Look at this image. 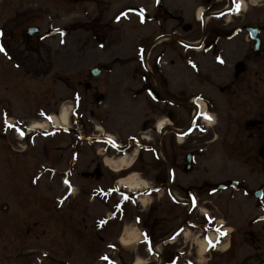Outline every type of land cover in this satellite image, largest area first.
<instances>
[{
  "label": "rangeland",
  "instance_id": "rangeland-1",
  "mask_svg": "<svg viewBox=\"0 0 264 264\" xmlns=\"http://www.w3.org/2000/svg\"><path fill=\"white\" fill-rule=\"evenodd\" d=\"M114 2L111 1L110 5ZM140 2L142 4L145 0ZM100 4V0H0V33L6 34L4 38L0 37L1 51L5 53L0 52V264H99L103 260L102 255L107 258L106 263L109 260L117 261V257L125 260L133 257L130 251L113 253L114 246L107 250L105 244L96 240V234H92L95 230L92 224L94 226L96 220L92 214L98 213L100 209L97 205V210L92 212L96 206L88 201L93 183L79 179L72 195H68L69 206H66L67 202L65 207L62 206L57 199L66 196V187L61 183L62 176L53 175V171L49 169H56L58 172L63 168L64 161L59 157L50 163V160L40 158L38 153L44 146L78 145V155L88 156L89 160L95 158L97 161L101 157L115 155L108 147L109 143L103 145L104 142L98 143L96 137L88 136L89 133H95L93 125H100L97 119L101 120L107 131H111L112 135H117L122 141H126L130 134L137 137L145 134L138 132L145 127L144 118L149 101L147 95L140 96V99L134 95L131 87L141 85L142 79L140 76L137 83L133 84L129 68L141 65L140 58L133 57V54L136 50L143 49L141 44L148 32V22L142 25L143 29L129 30L122 34L117 45L115 34L118 24L114 23L108 29L102 26V19L95 17ZM108 14L110 17L114 16L111 9ZM32 22L43 25L42 34L51 25L70 31L66 36L55 35L44 41L43 37L34 36L27 42L23 40L18 46L20 34L16 31ZM3 40H7L5 46ZM30 48L40 49V52L32 54L33 58H26L23 53ZM130 50L132 53H129ZM8 57L11 58L8 60ZM133 58L136 60L133 61ZM94 67L101 68L102 73L92 79L89 71ZM67 78L70 79V84H67ZM87 78L96 87V92H86L83 85L77 83ZM191 88L200 99L216 100L210 109L213 120H200L192 125L189 131L191 136H185L184 155L186 157L188 152L193 153L194 163L189 173L182 174L180 184L173 186V190L182 196L193 193L198 200V207L194 211L189 209L192 213L188 216L187 208L174 204L165 193L161 200L152 198L155 200V211L157 210V214L153 213V216L155 220H168L162 232L177 226L183 215L188 219L182 226L190 228L194 234L204 224H208L207 228L212 230L216 222L223 221L224 227L233 230V250L235 258L240 261L245 252L241 232L243 222L247 217L250 221V217L258 211L260 214L264 213V197L257 200L253 193L255 189L264 188V167L254 166L253 161L248 162L240 149H230L231 139L228 140L226 134L223 94L219 96L212 88L200 89L196 84ZM188 89L190 88L186 87L189 94L191 90ZM94 93L104 95L100 105L95 103L92 96ZM78 95L79 103L76 102ZM131 104H135L133 117L130 115ZM63 106H71L73 109L77 107L76 118L72 120V126L76 129L73 130L83 129L87 132L86 139L76 138L75 131L71 133L65 130H58L53 137L48 138L39 133L26 136V126L33 122L32 119L49 110L58 115ZM189 107H185L184 127H189L191 123L188 121ZM3 112L11 117L9 122L15 125L13 129L8 127L7 132L3 128ZM46 129L54 130V126L49 125ZM177 144L179 145L178 142ZM135 148L139 149L138 146ZM25 149L26 155L20 157ZM222 154L225 165L216 167ZM149 158L152 159L150 153L142 145L136 169H143L144 176H148V164L152 161ZM262 163L264 166V160ZM76 169L82 172L86 165L83 167L78 161ZM116 178L118 176L115 175L112 180L106 174L103 183L106 186L113 185ZM232 180H236L238 184L228 189H217L218 183ZM154 194L156 195L155 191ZM85 203L91 207L88 209L91 210L89 215L92 222L87 218L86 205H83ZM4 205L6 208L3 210ZM260 205L262 208L257 209ZM136 206L126 204V216L137 209ZM203 210L216 222L211 225L203 217ZM103 211L99 212L102 214ZM35 222L38 226L34 225ZM87 224H90L87 229L92 235L85 230ZM133 225L134 223L129 225L126 222V227L136 230ZM135 234L136 242L144 236L142 230H136ZM124 236V230L120 228L111 241L117 244ZM228 240V237L222 238L221 248L227 245ZM84 247L90 254L95 250L92 257L94 260L84 253ZM134 248L137 249L136 246ZM213 252L212 264H228L224 254Z\"/></svg>",
  "mask_w": 264,
  "mask_h": 264
},
{
  "label": "flooded vegetation",
  "instance_id": "flooded-vegetation-1",
  "mask_svg": "<svg viewBox=\"0 0 264 264\" xmlns=\"http://www.w3.org/2000/svg\"><path fill=\"white\" fill-rule=\"evenodd\" d=\"M111 1L115 2L110 5ZM133 1L101 0L95 17L102 19V26L108 29L116 22L120 27L127 24L132 29H138L148 22V32L141 44L143 49L133 54L134 57L143 58L142 65H133L130 72L133 84L140 76L142 79L141 85L131 87L134 95L138 98L147 95L149 101L145 127L138 133L148 134L143 135L147 137L143 145L152 157L148 164L150 182L154 186L173 187L183 180L185 145H178L177 138L179 134H184L186 106H190V126L195 123L192 118L195 94L191 88L194 84L200 89H215L219 96L223 94L226 134L231 139L229 147L240 149L248 162L253 161L254 166L264 167L259 156L264 151V0H258L260 3L245 0L247 10L243 17L236 19L218 17L217 14L228 10L231 12L237 0H145L142 4L141 0ZM201 6L202 17L197 15ZM110 9L113 17L108 14ZM138 13L143 15V20L137 18ZM125 14L128 16L126 20L123 18ZM250 27L258 31L254 36L249 34ZM26 34L19 35L18 46L23 40H30L31 37ZM36 51L40 52V49L30 48L25 54L30 57ZM193 61L198 67L197 73L189 65ZM186 87L191 90L189 94ZM206 100L210 104L216 103L214 98ZM130 115H135V104H131ZM163 118L169 120V127L162 132L157 131V123ZM140 137L142 134L139 137L130 134L126 141L119 138L122 143L117 146L131 150ZM77 148L78 145L44 146L38 153L40 158L50 160V163L62 157L66 167L63 166L58 172L56 169L49 170L53 171V175L67 176L70 183L77 184L79 179L97 182V168L102 169L103 178L107 171L102 166V159L89 160L88 156L78 155ZM78 161L83 167L86 165L82 172L76 171ZM232 181H226L227 189L234 187ZM260 208L261 205L257 207ZM250 218L249 221L247 217L242 225L245 252L240 263L236 264H258L264 260V213L258 211ZM231 252H228L229 264L233 263ZM178 260L182 263V255Z\"/></svg>",
  "mask_w": 264,
  "mask_h": 264
},
{
  "label": "bare ground",
  "instance_id": "bare-ground-1",
  "mask_svg": "<svg viewBox=\"0 0 264 264\" xmlns=\"http://www.w3.org/2000/svg\"><path fill=\"white\" fill-rule=\"evenodd\" d=\"M71 110L72 107L71 106H63L61 109V115L60 116H55L52 115L51 119L52 122L54 123V125H61L63 127H67L69 124V117L71 115ZM168 120H163L160 121L158 123V127L159 128H163L164 126L168 125ZM48 123L46 122H34L32 124V128L34 129H44L45 127H47ZM211 125V124H209ZM97 129H102V127H100L98 125ZM179 141L182 142L183 138L180 137ZM137 150L134 151L131 154H126L124 156L118 157V158H106L105 159V163L106 166H108L110 169H112L114 172H119L125 169H129L130 167H132L136 156H137ZM225 157L222 154V158L219 160V162L217 163L216 167H220V166H224ZM119 184L121 186H123V188H125L126 190H129L132 193H138L140 191L145 190V188L147 187V182L141 178H139L138 174H130L127 177H121L119 179ZM144 201V200H143ZM206 210H203L202 213L205 214ZM221 223H223V221H220ZM133 230H130V228H126L125 231V237L122 238V241L125 245H128L130 242H132L133 240L136 239L137 235L135 233H133ZM207 244L204 241H200L198 243V247H199V252L202 254L206 248ZM225 249V247L223 248ZM144 261L141 258L137 259V264H142Z\"/></svg>",
  "mask_w": 264,
  "mask_h": 264
},
{
  "label": "water",
  "instance_id": "water-1",
  "mask_svg": "<svg viewBox=\"0 0 264 264\" xmlns=\"http://www.w3.org/2000/svg\"><path fill=\"white\" fill-rule=\"evenodd\" d=\"M34 31H36V30L31 31V33L34 32ZM94 73L97 74L98 70H95ZM262 156L264 157V153H262ZM257 194L260 196V192H257ZM262 264H264V263H262Z\"/></svg>",
  "mask_w": 264,
  "mask_h": 264
},
{
  "label": "snow or ice",
  "instance_id": "snow-or-ice-1",
  "mask_svg": "<svg viewBox=\"0 0 264 264\" xmlns=\"http://www.w3.org/2000/svg\"><path fill=\"white\" fill-rule=\"evenodd\" d=\"M240 7H241V5H240V4H237V5H236V8H237V10H239V8H240ZM221 62H222V61H221ZM206 118H207V119H209V120L211 119V117H210V116H209V117H206ZM222 234H226V233H222Z\"/></svg>",
  "mask_w": 264,
  "mask_h": 264
}]
</instances>
